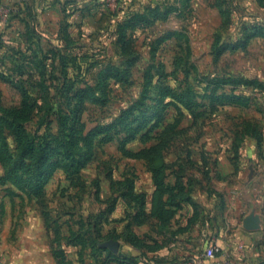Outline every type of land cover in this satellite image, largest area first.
<instances>
[{
	"label": "rangeland",
	"instance_id": "374dc122",
	"mask_svg": "<svg viewBox=\"0 0 264 264\" xmlns=\"http://www.w3.org/2000/svg\"><path fill=\"white\" fill-rule=\"evenodd\" d=\"M227 239L264 264V0H0V264Z\"/></svg>",
	"mask_w": 264,
	"mask_h": 264
},
{
	"label": "crops",
	"instance_id": "0c3cea01",
	"mask_svg": "<svg viewBox=\"0 0 264 264\" xmlns=\"http://www.w3.org/2000/svg\"><path fill=\"white\" fill-rule=\"evenodd\" d=\"M224 243L225 244L222 243L223 245H219L218 243H216L220 250H222L224 258L214 259L213 264H236L237 262H240L241 257H243L245 254H248V250H245L244 248L240 249L233 247L230 243V239H227ZM240 253H242V255H240ZM249 254L251 255V257H253L252 255H254L252 253ZM252 260L254 259L252 258Z\"/></svg>",
	"mask_w": 264,
	"mask_h": 264
},
{
	"label": "built area",
	"instance_id": "2783aa9c",
	"mask_svg": "<svg viewBox=\"0 0 264 264\" xmlns=\"http://www.w3.org/2000/svg\"><path fill=\"white\" fill-rule=\"evenodd\" d=\"M220 251L216 243L210 242L203 251L201 259L197 260V264H213L215 253Z\"/></svg>",
	"mask_w": 264,
	"mask_h": 264
},
{
	"label": "trees",
	"instance_id": "16d2710c",
	"mask_svg": "<svg viewBox=\"0 0 264 264\" xmlns=\"http://www.w3.org/2000/svg\"><path fill=\"white\" fill-rule=\"evenodd\" d=\"M87 94H89L88 90H83V91H80L78 93L79 97L89 96ZM26 106H27V104L24 102L23 103V107L21 109H15L12 112L14 114L18 115V116L23 115L26 112ZM14 134H15V137L17 138V140H19V143H20V137L22 136V132L19 130V126L18 125H16L14 127Z\"/></svg>",
	"mask_w": 264,
	"mask_h": 264
},
{
	"label": "water",
	"instance_id": "95a60500",
	"mask_svg": "<svg viewBox=\"0 0 264 264\" xmlns=\"http://www.w3.org/2000/svg\"><path fill=\"white\" fill-rule=\"evenodd\" d=\"M244 225H245V228H247V229H254V228H256V225L253 223V221H252L251 218L247 219L245 221ZM110 247H111V249L113 251H116L117 248H118V243L116 241H111L110 242Z\"/></svg>",
	"mask_w": 264,
	"mask_h": 264
}]
</instances>
